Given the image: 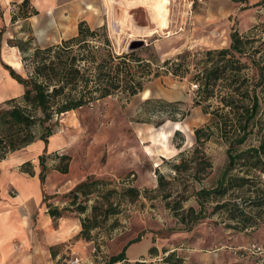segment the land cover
I'll list each match as a JSON object with an SVG mask.
<instances>
[{"label": "rangeland", "instance_id": "obj_1", "mask_svg": "<svg viewBox=\"0 0 264 264\" xmlns=\"http://www.w3.org/2000/svg\"><path fill=\"white\" fill-rule=\"evenodd\" d=\"M66 1L62 2L60 9L61 23L57 24L59 31H55V34L47 32L45 40L42 41L30 23L24 21L15 27L11 26L14 38L12 42L31 40L32 44L26 46L27 50L37 46L45 47L74 37L78 24L86 21L94 29L107 25L112 45L118 55L140 44H143L140 48H144L140 51L142 57L150 61L159 58L160 65L185 51L192 54L188 58L189 73L184 78L165 75V67H162L160 70L164 73L163 76L145 84L144 91H148L146 96H143V91L129 102L120 96L108 97L92 106L68 112L51 122L55 133L50 138L62 140L63 147L60 152L62 156L70 158L65 164H70L71 179L84 182L91 176L102 182L95 193L75 200L71 191L78 184L74 189L56 195L60 196L63 207L61 203L52 206L65 209L66 215L76 213L82 224L86 220V225L97 226L91 234L97 248L92 257L100 258L96 259L95 264L107 263L111 254L116 253L114 245L119 238H123L122 249L129 241L145 234L150 236L148 242L151 248H159L160 253L158 258L140 261L146 264H247V260L256 262L257 257L238 258L231 253L230 248L243 247L244 242L250 239L264 244L263 238H260L264 234V223L257 229L241 232L228 228L226 224H230L229 221L224 222L225 216L218 213L201 221L192 231L186 232V225L180 222L178 216L190 207L199 208L195 192L200 188L216 186L227 164V146L223 141L214 136L203 146L202 151L212 167L209 168V175L202 181L190 176L197 170L199 162L191 163L193 170L180 173L175 172L173 166L181 162L179 154L182 151L187 152L186 160L192 157L196 147L194 130L202 127L211 118V115L204 113L203 106H194V101L200 98L198 90L193 89V85L199 84L195 77L199 57L196 53L229 48L231 33L236 29L243 36L264 39V6L254 9L251 7L262 0H212V4L211 0H194V4L192 0H168L169 22L166 28L160 26L157 18L154 19L151 15L156 0H71L80 4L76 7H65L70 0ZM228 4L233 11L230 16L223 13ZM88 5L95 10H89L86 16H80ZM34 11L31 2L26 6L12 7V13H15L13 16L18 19H24V12ZM41 13L44 15L43 11ZM56 21L59 22L58 19ZM18 74L26 77L24 67ZM21 97L11 99L20 100ZM148 98L155 100L154 103L145 105L140 116L137 115L139 107ZM11 99L0 101V114L15 104L9 102ZM159 100L168 103L181 102V112L189 111L190 115L180 123L166 121L162 124L167 120L166 117L172 115L156 112L163 109L161 103L157 102ZM207 105H210L212 112L219 105V98H212L205 106ZM176 117L180 118L179 115ZM177 130L182 131L185 137L181 150L175 147L181 142V136L173 140ZM5 131L0 129V155L5 152L4 144H1V141H7ZM33 131L37 138L45 132L41 126H36ZM20 138L23 139L24 135ZM11 153L13 152H8L5 157ZM201 154L198 153L196 157L199 158ZM157 171L167 180L164 190L159 187ZM127 187L140 190V197L132 200L125 196L123 188ZM110 190L113 191L111 202L117 213L105 218L103 210H106L107 205H103V198ZM168 190L174 195L165 199L163 196ZM179 193L183 195V199L176 197ZM214 206L215 203H210V212ZM82 207L87 208L86 213H81ZM140 243L141 241H137L130 246H138L137 249L141 250L143 247L138 245ZM170 255L172 257L168 259Z\"/></svg>", "mask_w": 264, "mask_h": 264}, {"label": "trees", "instance_id": "obj_2", "mask_svg": "<svg viewBox=\"0 0 264 264\" xmlns=\"http://www.w3.org/2000/svg\"><path fill=\"white\" fill-rule=\"evenodd\" d=\"M28 3V0H25L23 6ZM263 6L264 0L251 7L254 9ZM24 17H28V14ZM16 19L18 18L13 17V21ZM12 41L10 45L21 50L22 63L27 74L23 77L7 67L25 91L20 100H9L15 104L0 114V129L6 130L7 134V141H1L5 152L0 155V161L6 158L8 152L19 151L35 142L37 137L33 129L36 126L45 130L40 139L48 145L49 138L55 133L51 122L68 112L92 106L95 102L112 96H120L129 102L144 91L147 82L160 78L164 73L184 78L186 73H189L188 58L192 54L185 51L173 59L164 61V65L159 64V58L150 61L142 57L140 51L144 48L118 55L112 45L107 25L94 29L86 21L79 23L74 37L45 48L37 46L27 50L26 46L32 44L31 40L22 43ZM196 55L199 57L195 77L199 81L200 98L194 101V106H203L204 113L211 115V118L202 127L194 130L196 147L192 157L186 160L187 152H180L181 162L173 168L179 173L193 170L191 163L197 161V170L190 176L202 181L209 175V168L212 167L202 149L214 136L227 146L228 154L227 164L216 186L202 187L195 192L199 208L190 207L179 214L180 222L186 225L184 231L190 232L201 221L219 213L225 216L224 222L229 221L230 224H226L228 228L241 232L257 229L264 223V39L243 36L236 29L231 33L229 48L206 50L197 52ZM153 65H156V68H153ZM162 67H165L164 73L160 70ZM214 97L219 98V105L210 112V105H205ZM154 101L148 98L139 107L137 115L140 116L143 107ZM157 102L161 103L163 108L157 110V113L172 115L166 117L167 120L162 124L166 121L180 123L190 115L189 111L181 112V102ZM177 115L180 118H177ZM22 135L23 139L20 138ZM179 136L181 142L175 147L181 150L185 144L183 132L175 131L173 140ZM198 153H202L199 158L196 157ZM46 159L45 155L39 157L43 186L46 182ZM56 159L60 161L57 169L68 173L70 164L65 162L70 158L56 155ZM31 164L25 163L23 169L32 175L33 172L29 170ZM157 174L159 187L164 190L168 184L167 180L160 172L157 171ZM101 183L90 176L72 190L71 194L75 200L80 196L89 197ZM123 193L132 200L138 199L141 194L140 190L134 187L123 188ZM112 194L113 191L110 190L103 198V205H107L106 210H103L105 218L117 213L111 202ZM173 195V192L168 190L163 198L169 199ZM176 197L183 199L181 193ZM49 199L45 194V201ZM210 203H215L212 212L209 211ZM177 204L181 206V203ZM48 209L55 220L65 213V209L60 210L52 204H48ZM86 212L87 208L82 207L81 213ZM85 223L86 220L82 224L84 230L81 237L91 242V234L97 226ZM141 238L142 236H139L134 241H129L120 254L110 257L105 264L124 263L127 247ZM150 253L156 254V248H151ZM168 257L171 259L172 255Z\"/></svg>", "mask_w": 264, "mask_h": 264}, {"label": "crops", "instance_id": "obj_3", "mask_svg": "<svg viewBox=\"0 0 264 264\" xmlns=\"http://www.w3.org/2000/svg\"><path fill=\"white\" fill-rule=\"evenodd\" d=\"M24 1L0 0V101L22 96L25 91L7 68L10 67L19 73L24 67L21 50L10 45L14 39L11 26L15 27L28 21L39 38L44 41L47 32L55 34V31H59L57 24L61 23L59 21L61 19L60 9L63 6L62 2H67L66 0H28V4L31 2L37 13L24 12L22 16L24 19L19 17L13 21L15 13H12V7H22ZM210 4H212V0ZM68 5L76 7L80 4L70 0L65 7ZM92 9L95 10L93 6L88 5L80 16H86ZM40 10L44 12V15ZM223 13L227 16L233 13L229 4ZM26 14L28 17H24ZM56 18L59 22L56 21ZM10 61L18 62L21 67L15 68ZM62 147L63 143L59 138H49L48 145L37 138L32 144L11 153L0 161V264H61L66 257L76 253L82 254L89 264H95L96 259H100L92 257L90 242L81 237V232L84 229L81 219L77 218L76 213L64 214L56 220L49 214L48 204L57 206L61 203V207L64 206L62 200L59 199L60 196L56 197V195L74 189L83 181L71 179V167H69L68 173H62L57 169L60 161L56 159V155L62 156L60 152ZM42 155L47 158L45 186L42 185L40 179L42 168L39 157ZM27 162L32 163L29 167V170L33 172L32 175L23 169V165ZM45 194L50 197L48 201H45ZM149 237V234L142 236L141 243L138 244L142 245L141 250L137 249L138 246L129 245L127 247L125 262L136 263L153 257L158 258L159 248L155 255L150 253ZM260 238H263L264 241V234ZM122 243L123 238H119L114 245L116 253L111 254L110 257L123 251L127 244L123 245L121 249ZM252 243L259 242L250 239L242 246ZM245 263L264 264V256L261 255V258L257 256L256 262L247 260Z\"/></svg>", "mask_w": 264, "mask_h": 264}, {"label": "built area", "instance_id": "obj_4", "mask_svg": "<svg viewBox=\"0 0 264 264\" xmlns=\"http://www.w3.org/2000/svg\"><path fill=\"white\" fill-rule=\"evenodd\" d=\"M199 1V0H198ZM192 4H194V0H192ZM193 89L198 90L199 84L193 85ZM92 246V254H95L97 252V248L95 246V241L90 242ZM235 256L238 258H243V257H261L264 256V245L261 243H252L248 246H243L239 248H230ZM61 264H89L85 261L83 258L82 254L76 253V254H71L70 256L66 257Z\"/></svg>", "mask_w": 264, "mask_h": 264}, {"label": "bare ground", "instance_id": "obj_5", "mask_svg": "<svg viewBox=\"0 0 264 264\" xmlns=\"http://www.w3.org/2000/svg\"><path fill=\"white\" fill-rule=\"evenodd\" d=\"M151 15L153 18L154 17L157 18L160 26H162L163 28H166L169 22V1L168 0H156L155 4L153 5L151 9ZM10 62L15 68L21 67L18 62H15V61H10ZM142 94L143 96H146L148 94V91H144Z\"/></svg>", "mask_w": 264, "mask_h": 264}, {"label": "water", "instance_id": "obj_6", "mask_svg": "<svg viewBox=\"0 0 264 264\" xmlns=\"http://www.w3.org/2000/svg\"><path fill=\"white\" fill-rule=\"evenodd\" d=\"M142 45H143V44H140L139 46L134 47V48H131V49H132V50H134V49H138V48L142 47Z\"/></svg>", "mask_w": 264, "mask_h": 264}]
</instances>
